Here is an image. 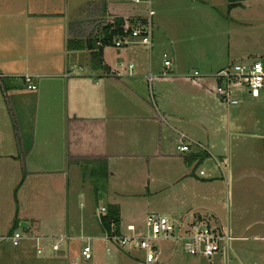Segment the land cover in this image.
<instances>
[{
    "label": "rangeland",
    "instance_id": "374dc122",
    "mask_svg": "<svg viewBox=\"0 0 264 264\" xmlns=\"http://www.w3.org/2000/svg\"><path fill=\"white\" fill-rule=\"evenodd\" d=\"M114 1L117 5V15H132L129 17L130 19L145 16L147 7L152 11L151 45L149 50L147 47L137 45L115 49L111 45L104 48L105 54L116 69H118V64L125 68L128 64L134 66L135 61L140 63L141 68L150 66L152 71L146 72L145 75L150 73L158 75V77H154L151 84H148L145 79L140 82L137 93L142 96L144 102L151 109H155L159 102L158 97L163 92L167 101L162 106L163 108L158 107V109L172 116V119L174 117L183 123H179L178 132L163 126L160 151L158 152L160 155L156 162H150L152 165L148 163L145 167L144 162L133 161L129 158L111 161L108 170L112 174L109 181L112 191L109 193L98 191L95 198V192L88 184L87 174L82 177L83 190L74 194L70 193L71 173H69L67 194L60 197H54L53 194L51 199L45 200L46 205L43 209L42 207H33L29 200H25L28 191L24 187V194L18 197L19 209L25 214L32 211L34 214H43L45 219H42L41 222L45 230H42L43 233H41L28 227L25 232L17 228V223L14 230L20 237L30 232L48 238L47 244H42L40 255L33 254L28 245L23 250V254L30 253L29 255L33 256L48 257L49 260H44V264H73L75 257L78 258V264H121L117 256L128 251V248L124 247L119 250L113 240H106L107 243L104 244L97 223L98 209L101 206L105 207V203L118 206L122 232H124L122 236L130 234L125 230L128 224L134 227L135 232L143 233L145 219L150 214L163 216L174 228H181L186 217L191 220L196 217L194 212L200 215L204 213L198 208L207 204L201 200L206 195L207 188L204 189V186L197 181H202L214 174L223 180L220 186L216 185L217 188L213 195L219 202L216 204L220 209V217L217 218L222 225L219 231L224 230V215L226 216L228 211L231 230H233L234 184L232 179L229 180L230 183L228 182L227 157L233 158L230 149L234 148L236 140L251 148H261L264 145L257 138L238 137L231 131L233 126L230 124L238 119L236 114L233 115V112L236 113L240 108V101L245 98L252 99L243 89H234L231 91V95L239 102L238 107L225 108L223 104L219 103L220 106L217 104L221 122L218 125L220 132L215 136L217 139L215 141L221 140L218 142L223 146V158L220 161H214L206 157L196 166L194 164L187 166L183 163V157L189 153L203 152L206 149L208 137L204 130L206 124L204 115H207L209 102L215 104L213 81L195 80L186 75L193 70L199 74L203 71L213 73L226 63H248L254 60L259 61L264 75V0H233L234 2H228L233 3V6L228 10H225L227 3L223 4L222 0H148L149 5L145 2L135 5L125 0ZM137 14L140 15L137 16ZM105 22L106 20L98 19L95 24H83L82 36L88 35L91 26H93V30L97 26L96 33L99 35ZM115 51H118L121 57L116 56ZM132 54L140 56V61L136 60V56L134 58ZM162 54L166 56L165 60L170 63L167 68L162 66ZM131 58L134 59L131 61ZM164 72L167 74L166 76ZM159 74L161 75L159 76ZM178 75L183 79H177V83L173 77ZM9 81L13 88L4 92L7 98L0 91V116L2 112L5 124V127H0L3 129V141L0 142V146L4 149L9 148L11 152L14 139L13 131H15L18 144L23 151L28 144L32 121H36V117L32 116L35 111L31 105L34 91L25 90L16 79H9ZM158 85H160L159 89H157ZM13 96L17 98L13 99ZM113 99L116 104H119L117 96ZM133 108L132 106L131 109ZM111 110L112 105L111 109L108 108V111ZM5 111L8 116L10 113L12 116L7 118ZM263 114L261 112V115ZM244 116H247L246 120L250 119L252 123V126L246 128L247 131L255 132V116L251 111L245 113ZM10 119H13L12 123ZM227 123L230 126L228 130ZM263 123L259 122L255 127L259 128ZM170 124L173 125V122L170 121ZM55 127L56 125L53 124L51 129L54 130ZM257 131L260 132V128ZM215 141L212 139L213 143ZM180 142L188 145L186 152L180 153L176 150L175 147ZM14 169L13 165L10 169L9 165L0 164L1 217H4L8 211L11 215L16 210L13 198L14 180L15 175L18 177L19 170L16 167L14 173ZM198 172H202L204 175L198 176ZM147 173L151 177L148 188ZM211 186L214 187V185ZM2 220L4 219H0V238L2 239L0 245L15 250L16 247H11L5 239L7 228H4ZM27 223L29 225V221ZM209 224L215 227L214 224L210 222ZM66 225L69 228L67 231ZM119 233L121 234V232ZM52 244L57 245L56 252H51L50 245ZM85 245L90 248L91 257L90 260L83 263L79 252ZM156 246L158 255L152 264H190L191 262L195 264H250L246 258L248 255L257 264H264V242L232 241V252L227 253V263L223 261L222 255L219 253L210 258L188 256L183 252L181 242L171 238L159 239ZM108 261H113V263Z\"/></svg>",
    "mask_w": 264,
    "mask_h": 264
},
{
    "label": "crops",
    "instance_id": "0c3cea01",
    "mask_svg": "<svg viewBox=\"0 0 264 264\" xmlns=\"http://www.w3.org/2000/svg\"><path fill=\"white\" fill-rule=\"evenodd\" d=\"M222 2L227 3L225 9L227 10L230 3L228 0H222ZM117 14V5L114 0H0V78L4 79V89L0 88V91L6 97L4 92L13 88L9 79H16L21 84L20 78L23 75L31 76L34 85L31 105L35 111L32 116L36 117V121H32L28 144L23 151L18 144L15 131H13L14 139L11 147L13 152H10L9 148L4 149L0 146V164L9 165L10 169L13 165L14 173L16 167L19 170V175L18 177L15 175L14 180L13 198L16 210L11 215L8 211L4 217L0 216V219H4L2 222L7 230L13 217L17 223L25 224L24 228H20L25 232L28 227L41 233L45 230L41 222L45 219L43 214H34L33 211L25 214L19 209L18 197L24 194V187L28 191L25 200H29L33 207L43 208L46 205L45 200L51 199L53 194L54 197L67 194L69 173H71L70 193L74 194L83 190L82 177L86 176L89 169V165L82 163L83 159H104L107 170L104 193H109L112 191L109 186L112 174L108 170L111 161L129 158L144 162L147 167L148 163L156 162L159 158L163 126L178 132L179 123H183L174 117L172 119V116L158 109V107L163 108L167 101L163 92L158 97L159 102L155 109H151L137 93L140 82L144 81L145 73L152 71L150 66L141 68L140 63L135 61L134 66L131 64L134 69L124 70L121 76L117 77L111 73L116 71V68L105 54V47L101 52L102 69L96 68L97 65L93 68V62L87 50H66L67 40L93 39L97 36V26L94 30L91 26L88 35L82 36L83 24L92 25L97 23L98 19L107 22L114 16L123 18L132 16ZM115 55L120 56L118 51H115ZM132 55L135 58L136 55ZM135 59L140 61L141 57L136 56ZM211 73L203 71L201 74ZM164 75L167 74L164 72ZM154 76L158 77V75ZM173 78L178 83L177 79L182 77L178 75ZM115 96L118 97L119 104L115 103L113 99ZM249 96L252 99L245 98L240 101V108L236 113L233 112L238 119L230 124L233 126L231 131L238 137L257 138L264 144V123L259 127L262 133L255 127L259 122H264V114L261 115V112L264 113V83L256 96ZM214 102L215 104L209 102L207 115H204L206 117L204 130L208 137V144L206 143L207 147L203 152L208 158L220 161L224 156V150L218 142L221 140L215 141L217 140L215 136L220 132L218 125L221 119L217 109V104L219 106L220 104L216 98ZM238 104L239 102L236 106H232L233 109L238 107ZM111 105L112 110L108 111ZM132 106L133 109H131ZM249 111L256 118L255 132L246 129L252 126L250 119L246 120L247 116H244ZM5 112L7 118L12 116L11 113L8 116L7 111ZM0 117V127H5L2 112ZM10 122L12 123L13 119H10ZM53 124L56 125L54 130L51 129ZM230 126L226 124L227 130ZM2 131L3 129L0 128V142L3 141ZM194 153L198 152L189 154ZM230 153L233 158L227 157V178L228 182L232 179L234 184L232 207L234 228L231 230L228 211V214L224 215V230L228 231L232 241L264 242V145L261 148H251L236 140ZM82 167H85V171L81 169ZM203 175L202 173L201 176ZM150 179L147 173V188ZM222 181V178H217L215 174L197 181L204 186V189L207 188L206 195L201 198L202 202L207 204L198 208L203 210L202 215L194 212L196 217L191 218L206 220L214 224L218 230L222 226L217 218L220 217V209L217 208L216 204L219 202L213 195ZM107 204L109 203H105L104 206ZM119 227L123 235L121 220ZM67 228L68 225H66V231ZM99 231L101 233L100 228ZM21 236L20 244L15 250L0 245V264H44V260H49L48 257L23 254L26 245L35 254V243L41 247L42 244H47L46 236L34 235L30 232ZM100 237L104 244L107 243L102 233ZM33 239L37 241L34 243ZM0 241H2L1 238ZM75 258L73 264H78ZM246 258L250 264H257L249 255ZM117 259L121 264L132 263L131 258L124 253L117 256ZM82 262L86 263V261ZM108 262L113 263V261Z\"/></svg>",
    "mask_w": 264,
    "mask_h": 264
},
{
    "label": "built area",
    "instance_id": "2783aa9c",
    "mask_svg": "<svg viewBox=\"0 0 264 264\" xmlns=\"http://www.w3.org/2000/svg\"><path fill=\"white\" fill-rule=\"evenodd\" d=\"M125 1L135 5L144 2L149 5L148 0ZM152 15V11L147 7L145 16L135 17L132 25H130L128 34L122 37H116L112 40V47L118 49L137 45L147 47L149 50L152 35ZM162 58V66L164 68L169 67L170 63L165 60L166 56L164 54H162ZM117 67L118 69H116V71H111V73L117 77L121 76L124 70L130 71L133 68L131 64H128L126 68L121 64H118ZM186 76L195 80H212L214 83L213 95L216 100L225 107L236 106L238 103L237 99L231 95L232 90L243 89L247 94L256 96L258 91L263 87L264 79L261 64L255 60L248 63L231 62L208 75H202L197 71H192ZM154 77V75L148 73L144 76V79L148 84H151ZM31 79L29 75H23L20 78L22 86L27 91L34 90ZM175 148L178 152L183 153L188 150V145L180 142ZM198 174L201 176L202 172ZM104 211V207H100L98 209V215L103 214ZM211 226L212 225L203 219L189 220L185 218L181 228H174L168 223L165 217L150 214L145 219V231L143 233L139 231L135 232L133 226H127L126 231L130 233L129 235H120L110 240L116 242V247L119 250L124 247L128 248V251L124 252V254L131 258V264L154 263L158 255L156 244L161 238L179 240L183 252L188 256L210 258L219 253L222 255L223 261L227 263V253L231 251L232 238L228 231H219L217 228ZM5 239L9 242L11 247H17L19 241H21L20 235L15 231L8 234ZM36 241V239H33L34 243ZM50 250L56 252L58 250L57 245H50ZM34 253L35 255H40L42 253V247L36 245V243ZM79 255L82 261L90 260V248L87 245L83 246L80 249ZM75 261L78 262V258H75Z\"/></svg>",
    "mask_w": 264,
    "mask_h": 264
},
{
    "label": "trees",
    "instance_id": "16d2710c",
    "mask_svg": "<svg viewBox=\"0 0 264 264\" xmlns=\"http://www.w3.org/2000/svg\"><path fill=\"white\" fill-rule=\"evenodd\" d=\"M233 0H228V2H232ZM243 1V0H238ZM234 2V1H233ZM233 6L232 4H228L227 10ZM134 19L123 18V17H113L108 20L104 26L100 29L99 35L95 38L90 39L86 38L83 40L79 39H71L67 40L65 43L66 50H87L89 52V57L91 58L93 68H100L101 66V52L102 48L106 46L112 45V40L116 37H122L129 33L130 25H132ZM4 79L0 78V88L4 89ZM204 83V82H203ZM207 157L206 153L198 152L194 154H189L183 157V163L187 166H191L194 164L195 166L201 163ZM82 163L85 165H89V169L87 172V180L90 188L93 192H95V198L97 196L98 191L104 192L106 190V179H107V170H106V162L104 159H96V160H86L83 159ZM194 166V167H195ZM85 171V167L81 168ZM104 213L100 214L97 217V222L101 233L106 237L107 240H110L113 237H119L120 232V219H119V210L117 205L107 204L104 207ZM16 221L14 217L11 219V224L7 230V235L11 233L13 229L16 228ZM6 235V236H7ZM124 253V252H122ZM130 258V257H129Z\"/></svg>",
    "mask_w": 264,
    "mask_h": 264
},
{
    "label": "water",
    "instance_id": "95a60500",
    "mask_svg": "<svg viewBox=\"0 0 264 264\" xmlns=\"http://www.w3.org/2000/svg\"><path fill=\"white\" fill-rule=\"evenodd\" d=\"M24 227H25L24 223H21V222L17 223V228H24Z\"/></svg>",
    "mask_w": 264,
    "mask_h": 264
}]
</instances>
